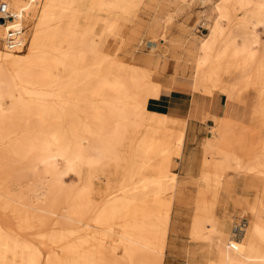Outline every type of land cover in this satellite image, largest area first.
<instances>
[{"label": "bare ground", "instance_id": "1", "mask_svg": "<svg viewBox=\"0 0 264 264\" xmlns=\"http://www.w3.org/2000/svg\"><path fill=\"white\" fill-rule=\"evenodd\" d=\"M7 1L21 15L27 43L8 50L2 41L7 24L0 21V264H163L185 127L150 108L162 97L154 71L117 59L106 76L93 70L104 36L120 34L118 12L95 9L91 24L83 25L76 0ZM131 1L128 25L138 0ZM236 1L249 8L248 18L239 14L236 35L222 44L224 30L209 29L195 89L222 75L229 89L235 73L253 67L264 78L256 27L264 24V0ZM83 62L85 69L72 66ZM251 89L264 95V86ZM206 158L220 164L222 176L241 171V155L219 146L209 147ZM128 165L137 179H122V193L105 199L112 176ZM70 172L78 178L74 184L67 181ZM256 176L262 194L248 210L252 224L245 218L223 229L217 217L196 215L191 237L207 247V264H264V173ZM92 222L99 235H87L81 242L88 249L64 258L59 248L66 226Z\"/></svg>", "mask_w": 264, "mask_h": 264}, {"label": "rangeland", "instance_id": "2", "mask_svg": "<svg viewBox=\"0 0 264 264\" xmlns=\"http://www.w3.org/2000/svg\"><path fill=\"white\" fill-rule=\"evenodd\" d=\"M253 1V5H256L259 0ZM225 4L230 6L231 12L237 13L236 16L229 17L228 10L224 7ZM94 6L101 14L118 12V18L121 21V31L118 35L120 37V43L117 45L115 52H113L114 39L111 36L108 38L106 48L113 53L103 51L97 56L96 66L93 68L94 71L96 70V74L102 76L108 75L113 60L117 59L125 64L152 69L158 76H163L169 80H178L187 83L188 86H191L190 83L194 80L195 73L198 70V59L204 53L202 45L204 40L209 38H207L209 29H212L215 25H219L224 30L222 38L219 41V44H222L226 38L236 35L235 27L237 26V16L239 17L241 15L239 18H248L249 13V8H241L236 0H138L134 7L135 16L128 25V19L133 11V3L131 0H76L75 7L83 10L80 19L83 25L91 24V11ZM256 27L260 40L258 47L260 50H264V24H259ZM83 36V33H79V43L83 39ZM72 66L76 69H85L87 67L83 63L78 66ZM204 83L208 84L210 80H206ZM206 90L207 88L203 89L201 85H198L195 89L198 95L197 98L206 94ZM215 95L222 97V99L225 98L218 91ZM28 97L32 100L39 98L36 95ZM227 99L231 103L232 113H237L236 117L238 119L252 123L259 128L261 132L259 142L264 144V109L261 112L260 123L257 125L254 119L249 118L251 110L250 101L248 103H238L229 98ZM150 108H153L152 105H150ZM172 116L173 118L184 117L181 113H173ZM209 116L205 114L202 117L204 127L200 131L195 132L196 134L191 144L186 146L183 155L176 157L174 161L175 166L173 169L178 173L177 184L178 180L184 181L187 179L188 187L186 197L177 203V205L181 206L180 213L176 228L170 229L168 247L165 254L168 258L166 257L163 264H207L209 258L208 249L204 246L203 242L201 243V241L191 237V222L194 217L193 214L208 213L207 209L200 207V204L209 205L212 202L214 203L213 195H218L215 202L216 210L221 207V199L228 198L231 201L229 215L233 217V220L243 223L246 222L245 218H247L250 220V224L253 223L252 215L248 211L249 208L242 209L247 203L241 200V196L246 190L255 196L261 195L262 185L259 180H252L250 177L245 178L243 174L232 172L225 176V189L224 187L220 188L217 184L211 186L201 182L199 185L196 180L202 171L204 142L208 138L206 136L210 134L208 129L211 130L213 128L211 126L212 123L219 124L221 121L220 118L211 116L214 119V122H212L208 120ZM186 127L187 118L185 131ZM134 140L136 142L137 137ZM214 140L216 141V139ZM216 142L218 143V141ZM120 149L125 150L126 153L128 152L130 156L135 154L133 148L130 150V148L122 146ZM65 166L63 164L62 167L65 168ZM133 177L137 179L135 171L129 165L124 167L121 172L112 176V187L105 193L104 198L108 199L114 194L122 193L117 187L120 184L119 182L124 178L132 180ZM77 180V176L73 172H70L67 181L70 184H74ZM231 182L232 189L230 186ZM29 183L33 191L37 190L35 181H30ZM176 192L177 187L174 192V204L176 201ZM71 202L72 197L69 199V203ZM176 210L177 208L175 207L174 212ZM52 227L53 225H49L47 228ZM99 228L93 222L90 227H81L75 223L69 224L65 228L62 248L56 245L55 247L59 248L60 254L67 259L74 250L83 253L88 249V246L82 244V239L87 237V235H92L94 238L97 237L99 235L98 231H100ZM115 229H117L115 232L119 231V227H115ZM240 233L242 234V232ZM51 250V248L47 249L48 252Z\"/></svg>", "mask_w": 264, "mask_h": 264}, {"label": "crops", "instance_id": "3", "mask_svg": "<svg viewBox=\"0 0 264 264\" xmlns=\"http://www.w3.org/2000/svg\"><path fill=\"white\" fill-rule=\"evenodd\" d=\"M95 9L97 12V8L95 6L92 7V11ZM110 36L114 39L113 52H115L117 45L120 43L119 36L105 35L101 42L100 49L107 53H113L106 48V42ZM83 64L85 65L84 62ZM155 79L161 84L162 97L159 101L151 102L150 105H152V109L158 110L173 123L184 124V127L186 126L187 118V127L185 131L186 140H184L185 145L183 144L184 148L182 155L186 150V146H189L193 141V137L196 134L195 132L200 131L202 127H204V120L202 117L205 114H208V116L210 115L208 120L212 122H214V119L211 116L221 119L219 124L212 123L211 126L213 128L211 130L208 129L210 134L206 136L208 138L204 142V161L202 162V171L201 175L196 178L199 185L201 182H204L206 185L212 186L217 184L220 188L224 187L225 189V176L232 172L229 171L222 176L220 164L206 158L209 147L212 148L217 146L224 151L241 155V171H233V173H240L245 175V178L250 177L252 180H259L262 184L261 178L256 176L264 173V144L259 142L261 132L254 124L238 119V117H236L237 113H232L231 103L227 99L229 98L238 103H248L250 101L251 110L249 118L254 119L256 124L259 125L261 112L262 109H264V95L260 91L251 88L260 89L264 86V78H262L261 70L253 67L248 71L236 73L229 89L226 88L227 84L225 83V75H222L220 79H213L210 83L205 84L207 92L206 94L199 96L200 100L197 98L198 95L195 92V80L190 83L191 86H188L187 83L178 80H169L163 76H158L157 74H155ZM233 86L235 87L234 91ZM241 86L251 88H242ZM189 87H191V89H189ZM217 91L223 94L224 97L227 91L229 94L227 95V98L225 97L222 99V97L215 95ZM173 113H181L184 117L173 118ZM214 139H216L218 143ZM189 180L191 181V179ZM230 186L232 189V182ZM187 187V179L184 181L178 180L177 192L175 195L176 201L171 214L170 229L176 228L181 208L177 203L186 197ZM217 196L218 195H213L212 197L214 203L212 202L209 205L203 203L200 204V207L202 209H207L208 213H195L193 216L217 217L223 229H229L230 227L234 228L237 222L233 220L231 215H229V208L231 206L230 199L222 198L221 207L216 210L215 202ZM257 196L258 195L255 196L246 190L242 194L241 200H244L247 204L242 207V209L250 208ZM237 198L239 199V197ZM175 207L177 210L174 212ZM193 219L191 222V231ZM166 257L168 258V256L165 255L164 260H166Z\"/></svg>", "mask_w": 264, "mask_h": 264}, {"label": "built area", "instance_id": "4", "mask_svg": "<svg viewBox=\"0 0 264 264\" xmlns=\"http://www.w3.org/2000/svg\"><path fill=\"white\" fill-rule=\"evenodd\" d=\"M0 18H4L6 29L2 41L11 51H19L26 47L25 27L21 23V15L13 10L7 0H0ZM10 22V23H9ZM232 247H236L234 243Z\"/></svg>", "mask_w": 264, "mask_h": 264}, {"label": "water", "instance_id": "5", "mask_svg": "<svg viewBox=\"0 0 264 264\" xmlns=\"http://www.w3.org/2000/svg\"><path fill=\"white\" fill-rule=\"evenodd\" d=\"M0 21L3 22L4 21V18H0Z\"/></svg>", "mask_w": 264, "mask_h": 264}]
</instances>
